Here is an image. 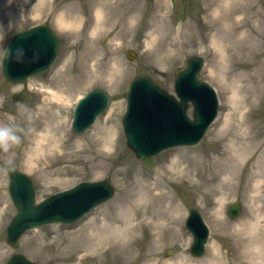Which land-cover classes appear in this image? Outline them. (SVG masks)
Instances as JSON below:
<instances>
[{"label": "rangeland", "instance_id": "374dc122", "mask_svg": "<svg viewBox=\"0 0 264 264\" xmlns=\"http://www.w3.org/2000/svg\"><path fill=\"white\" fill-rule=\"evenodd\" d=\"M215 1L0 0V61L18 29L47 20L60 38L52 65L24 82L7 80L0 64V125L20 137L9 152L0 151V264L14 251L39 264H264V0ZM237 21L245 26L237 28ZM243 29L250 35L238 39ZM223 38L230 49L221 61ZM238 40L255 55L261 86L232 115V92L223 94L210 69L239 71L227 66L248 57ZM192 53L203 57L199 75L217 92L216 117L196 144L137 158L121 125L129 80L146 73L176 95L174 71ZM93 87L104 88L112 99L88 130L76 133L71 128L75 102ZM15 91L25 93L22 102L12 101ZM187 114L192 117L190 102ZM174 159L191 172H173L168 185H157L160 169ZM6 165L31 176L37 199L106 176L115 190L78 220L27 230L11 247L4 238L15 211ZM233 201L242 204L235 218L226 212ZM192 206L210 228L199 257L190 253L193 237L184 224ZM127 218L141 224L121 235L115 226L124 229Z\"/></svg>", "mask_w": 264, "mask_h": 264}, {"label": "water", "instance_id": "95a60500", "mask_svg": "<svg viewBox=\"0 0 264 264\" xmlns=\"http://www.w3.org/2000/svg\"><path fill=\"white\" fill-rule=\"evenodd\" d=\"M59 50V36L49 22L43 21L27 28L13 32L8 38L1 56V70L3 76L13 83L27 80L49 68L55 60ZM131 58L134 52L127 53ZM203 58L198 54H187L183 65L174 71L173 94L159 85L146 73L135 74L125 89V109L121 116L122 130L126 145L139 159L149 157L159 151L175 145H193L203 137L208 125L218 112V95L214 87L199 76ZM147 88L164 96L161 101L180 104V117L183 120L184 131L173 129L163 124V118L154 114L156 119L151 124L154 133L153 140L147 143L136 142V128L139 134L145 125L147 115L143 113V120L134 117L142 112L130 113L131 100L144 97L141 92ZM189 90H195L194 94ZM25 93L15 91L11 99L22 102ZM160 95H156L159 99ZM93 98L95 105L86 109V104ZM153 98V97H151ZM112 99L107 90L101 87L88 89L80 96L73 108L71 128L76 133L88 130L98 114L104 112ZM154 99V98H153ZM192 104V117L187 114V106ZM133 109V108H132ZM130 113V114H129ZM138 114V115H137ZM130 116H133V118ZM147 122V120H146ZM8 173V193L15 207L5 229L4 238L11 247H17L22 235L30 229L53 222L70 223L78 220L98 204L112 197L114 185L110 177L95 180H81L67 188L49 193L41 199L36 198L34 183L30 175L23 169L6 165ZM242 210L239 201L229 203L227 215L237 217ZM187 229L193 234L189 247L191 255L199 257L204 254L210 235L209 225L196 207H190L184 220ZM3 264H39L25 254L15 251Z\"/></svg>", "mask_w": 264, "mask_h": 264}, {"label": "bare ground", "instance_id": "6f19581e", "mask_svg": "<svg viewBox=\"0 0 264 264\" xmlns=\"http://www.w3.org/2000/svg\"><path fill=\"white\" fill-rule=\"evenodd\" d=\"M216 1H218V0H216ZM221 1H223L222 3H226V0H221ZM219 5L220 4H218V6ZM222 7H225L226 8V5L224 4V5H222ZM215 8H216V6H215ZM220 12H221L220 10H217V12H215V14L217 13L218 15H220L221 14ZM221 16H224V15H221ZM62 19L63 20L65 19V21L67 20L66 16H63ZM221 20H224V19L222 18ZM227 20H229V19H227ZM232 20H233V14H232ZM237 23H238L236 25L237 28L238 27L245 26V25L241 24L242 22L240 23L239 21H237ZM246 27H248V26H246ZM243 32L245 34L240 33V35L237 36L238 39L243 38L244 36H246V35L249 34V32L246 29L245 30L243 29ZM236 34H237V32H236ZM235 38H236V36H235ZM218 42L220 43V47H221V50H222V53H220V54H222V56L220 55L221 56V61H222V58H224L223 57L224 56V53H226V52L229 51V49H230L229 46L230 45L226 42V38H223V40H218ZM238 43H240L241 45L239 47L238 46L237 47L239 48L240 51H242V50L245 51V54L248 55L247 59H245L244 61L243 60H240L238 62H234L233 61L231 63H227L228 65L226 64L228 67H231L232 68L231 71H234V70L239 69L238 72H231L230 74H228L227 71H225V69H224V70H222V72L220 74H217L212 69H210L211 70L210 72L212 73V74L210 73L212 75V78L215 80V82L221 88L223 94H225V92L227 90H230L232 92V95L230 96L231 104H232V108H233L232 115H234L235 112L239 108H241L242 106H244L246 104V101H247L246 99L251 94L255 93L256 90L258 88H260V86H261V83H259V80H258L257 75H256V73H257V67L259 65H258V61H256L255 55L251 52V50L245 48L244 40H241V42H239V40H238ZM232 51L233 50H231L230 52H232ZM263 62H264V60L262 61V63ZM236 64H237V66H236ZM261 66L264 67V64H261ZM194 91L195 90H189V92L192 93V95L194 94ZM241 92H245L246 93V97H241ZM141 93H142V95L144 97L140 98L138 101H135V99L133 97L132 98L133 101L131 100V105H130V107L132 106V108H133V109L132 108L130 109L131 110L130 113H132L133 111L135 113L142 112V114H139V115L137 114L138 116L137 117L135 116L134 117L135 119L137 118L138 120L141 121V120H143V113H145L147 115V117H146L147 122L145 120V125H144V127H142L143 128L142 130L144 131V134H143V132L139 134V129H138V127L136 128V130L138 131L137 132V135L135 136L136 142H139V141L140 142H143L146 139L147 140V143H150L153 140L154 133H153V131L151 129V124H152L153 120L156 119L154 117V114H155V116L156 115L161 116L163 118V122L162 123L163 124H166L168 127H171L173 129H178V130L184 131L183 120L180 117V112H181L180 104H177L175 106L174 103L171 104V102L161 101V99H163L164 96H161L160 93H157L154 90H150V88H147L144 93L143 92H141ZM156 95H160L159 99H156ZM61 96H63V95H60L59 98H62ZM151 97H153L154 99L151 98ZM90 99L91 100L89 101V103L86 104V107H85L86 109H90V107L94 106L95 103H96V102H94L93 98H90ZM131 117L133 118V116H130V118ZM41 139H40V142H39L40 144L39 145H41V143L44 141V138H41ZM52 142L53 143L51 144V146L54 145L55 141H52ZM235 147H237V145L234 146V150L236 149ZM38 154H39V152L37 151L35 155H38ZM172 164L173 165L170 166V167H168V168H165L163 166L160 169V174L161 175L159 176V180L157 179V182H156L157 185H161V187H165L166 185H168L169 184V181L170 182L172 181V174H173V172H175V173L178 172V174L180 176L181 175H184V174H189L191 172L190 170H187L188 166H181L179 164V162H177L175 159L172 162ZM160 180H162V183H160ZM191 182H193V181H191ZM149 190L150 189L146 187V192H150ZM162 191L163 192H161L162 193L161 196H163V195L166 196V191L165 190H162ZM146 195H148V194H146ZM146 195H145V198L147 197ZM142 197H143V195H142ZM167 199H169V197ZM170 201H173V198H170ZM168 204L174 205L173 202H170ZM170 215L171 216H175L174 211L172 213H170ZM138 223H133L130 218H127L126 219V225H125L124 229L123 228L120 229V226H117V225L115 226V228H117L118 232H120L121 235H122V233L125 230L128 231L131 228H135ZM139 224H141V223H139ZM188 230L192 234V231L190 229H188ZM192 237H193V234H192Z\"/></svg>", "mask_w": 264, "mask_h": 264}, {"label": "clouds", "instance_id": "9594fccd", "mask_svg": "<svg viewBox=\"0 0 264 264\" xmlns=\"http://www.w3.org/2000/svg\"><path fill=\"white\" fill-rule=\"evenodd\" d=\"M19 143L20 137L16 135L11 127L0 125V151L7 153L13 146L18 145Z\"/></svg>", "mask_w": 264, "mask_h": 264}]
</instances>
